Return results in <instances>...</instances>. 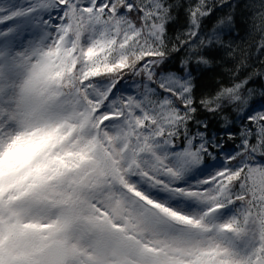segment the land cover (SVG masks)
I'll list each match as a JSON object with an SVG mask.
<instances>
[{
    "label": "snow or ice",
    "instance_id": "snow-or-ice-1",
    "mask_svg": "<svg viewBox=\"0 0 264 264\" xmlns=\"http://www.w3.org/2000/svg\"><path fill=\"white\" fill-rule=\"evenodd\" d=\"M237 8L0 0V264H264V91L197 98L191 67ZM200 108L235 113L232 151Z\"/></svg>",
    "mask_w": 264,
    "mask_h": 264
},
{
    "label": "trees",
    "instance_id": "trees-1",
    "mask_svg": "<svg viewBox=\"0 0 264 264\" xmlns=\"http://www.w3.org/2000/svg\"><path fill=\"white\" fill-rule=\"evenodd\" d=\"M189 2V0H184ZM238 4L236 9V22L230 33L223 36V46H217L210 50L213 63L210 67L191 65L194 71L195 93L197 98L215 93L222 84H231L236 77L243 80L250 73L252 79L245 85L246 89H251L253 94L258 96L264 91V70L261 69V62L264 61V53L258 50L261 42L264 20L260 15V0H233ZM182 22V19H181ZM179 25H173L168 32V36L175 39ZM171 64L179 66V62L185 58L183 52L172 53ZM235 73V76H234ZM140 77L127 76L125 84L127 88L139 91L138 81ZM234 112L225 110L223 113L212 114L200 108L197 117L206 121L212 132L221 133L222 143L228 151H232L234 146L239 143L238 138L228 139L224 135L225 129L221 126L225 121H231ZM238 137L237 130L239 122L229 124Z\"/></svg>",
    "mask_w": 264,
    "mask_h": 264
},
{
    "label": "rangeland",
    "instance_id": "rangeland-1",
    "mask_svg": "<svg viewBox=\"0 0 264 264\" xmlns=\"http://www.w3.org/2000/svg\"><path fill=\"white\" fill-rule=\"evenodd\" d=\"M129 90L131 91V92H138L137 90H134V89H131V88H129Z\"/></svg>",
    "mask_w": 264,
    "mask_h": 264
}]
</instances>
